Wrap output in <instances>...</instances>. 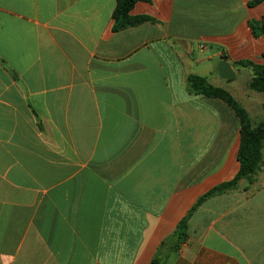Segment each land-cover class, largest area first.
I'll return each instance as SVG.
<instances>
[{
	"label": "crops",
	"instance_id": "1",
	"mask_svg": "<svg viewBox=\"0 0 264 264\" xmlns=\"http://www.w3.org/2000/svg\"><path fill=\"white\" fill-rule=\"evenodd\" d=\"M253 1L138 2L154 21L114 32L117 0H0V264H264V164L192 212L238 174L241 124L188 77L264 121L234 66L264 65Z\"/></svg>",
	"mask_w": 264,
	"mask_h": 264
},
{
	"label": "trees",
	"instance_id": "2",
	"mask_svg": "<svg viewBox=\"0 0 264 264\" xmlns=\"http://www.w3.org/2000/svg\"><path fill=\"white\" fill-rule=\"evenodd\" d=\"M150 0H117V6L113 13V31L119 32L129 27H135L146 22L154 21L148 16L133 17L131 12L138 2H149ZM264 3V0H254L250 6H257ZM253 34L258 37L264 34V20L262 22H253L250 24ZM234 66L250 69L253 78L250 82V90L254 92L264 93V65L257 64L251 60H242L235 62ZM230 81H233L230 80ZM188 85L191 91L196 95H203L208 98L219 99L224 101L236 114L240 120V147L238 151V161L240 170L235 178L223 184H220L202 196L192 212L198 209L208 199L225 194L235 190L240 182L244 179L250 183L263 166V150H264V121L258 125H254L248 111L236 100V98L227 90L211 85L207 78L191 75L188 77ZM186 217L178 226L175 238L180 241L186 240L187 223L189 217ZM152 264H159V260L155 259Z\"/></svg>",
	"mask_w": 264,
	"mask_h": 264
},
{
	"label": "water",
	"instance_id": "3",
	"mask_svg": "<svg viewBox=\"0 0 264 264\" xmlns=\"http://www.w3.org/2000/svg\"><path fill=\"white\" fill-rule=\"evenodd\" d=\"M218 72L220 74V77L225 80H232L236 77V74L234 73L233 69L226 61L220 63L218 67Z\"/></svg>",
	"mask_w": 264,
	"mask_h": 264
},
{
	"label": "rangeland",
	"instance_id": "4",
	"mask_svg": "<svg viewBox=\"0 0 264 264\" xmlns=\"http://www.w3.org/2000/svg\"><path fill=\"white\" fill-rule=\"evenodd\" d=\"M240 70H242V72H244V71H248V70H246V69H240ZM239 79L241 78V79H243L244 80V76H239L238 77ZM244 84V83H243ZM243 89V88H242ZM245 89V88H244ZM244 89H243V91H244ZM249 90H250V87H249ZM264 94V93H263ZM263 103H264V101H263Z\"/></svg>",
	"mask_w": 264,
	"mask_h": 264
}]
</instances>
